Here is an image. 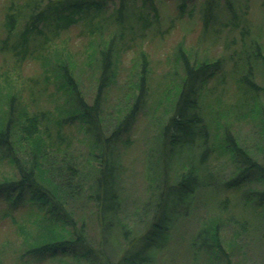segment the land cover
<instances>
[{"label":"trees","instance_id":"obj_1","mask_svg":"<svg viewBox=\"0 0 264 264\" xmlns=\"http://www.w3.org/2000/svg\"><path fill=\"white\" fill-rule=\"evenodd\" d=\"M114 1L10 0L7 5L3 24L8 34L16 22L20 24L17 42L21 49H14V55L33 52L43 66L45 83L63 95L55 114L42 108L28 112L21 93L12 89L4 75L3 85L8 87L0 85V166L5 167L0 169V202L7 205L0 215L9 217L22 236V244L16 247L22 261L51 258L60 264H149L154 251L167 244L174 221L196 199L199 189L229 190L252 180L264 182V34L241 25L246 21L247 4L202 0L199 7L204 35L211 33L214 39L222 26L238 30L239 51L209 56L206 47L198 56L180 41L174 63L181 74L175 69L168 82L159 79V94L153 98L149 60L140 51L109 112L103 103L109 87L116 83L126 44L122 17L126 0H119L110 14L113 23L122 26L120 30L104 34L101 28L99 36L88 42L86 77L93 83L92 92L86 80L75 74V60L69 56L62 60L59 53L52 60L48 48L71 14L99 12ZM183 5L182 0L179 7ZM130 15L140 27L150 23L141 12L131 10ZM226 74L236 82L234 95L225 96L224 87L210 84L213 79L223 81ZM257 74L263 83L256 80ZM140 114L148 117L153 128L146 154L148 198L134 207L132 213L139 215L130 224L121 144ZM242 120L252 128V148L236 138ZM63 124H78L85 134V161L63 151L61 144L69 143L61 131ZM219 147L226 153L227 168L216 177L209 161ZM248 191L244 198L251 201L254 195L255 202L264 206V186ZM24 205L30 207L28 216L16 222L11 209ZM220 223V218L205 220L191 241L208 255L210 264L229 260L219 237ZM114 241L118 250L111 254Z\"/></svg>","mask_w":264,"mask_h":264},{"label":"rangeland","instance_id":"obj_2","mask_svg":"<svg viewBox=\"0 0 264 264\" xmlns=\"http://www.w3.org/2000/svg\"><path fill=\"white\" fill-rule=\"evenodd\" d=\"M182 0H126L125 8L122 9L124 17L123 28L126 30L123 49L118 61L116 83L109 87L107 99L104 101V108L111 112L116 98L123 91V83L130 76V67L134 57H138L140 51L147 54L150 70V89L152 98L159 94L160 85L158 80L167 81L169 75L179 65L175 62V49L180 41L184 45L196 51L198 56L204 54L206 47L209 56L229 54L233 50L239 51L240 42L238 30H227L221 27L216 38H211V33L204 35L203 25L200 17V4L202 0H183L182 8L179 4ZM10 0H0V85H3V75L12 83V89L21 93V102L28 104V112L36 109H48L53 114L56 107L62 102L63 95L51 83H45L43 79V66L38 58L27 52L25 55H14L15 50L21 49L17 42V34L20 32V24L16 22L10 34L5 22V13ZM119 0L109 3L107 8L95 13H74L70 15L67 25L59 28L53 38V44L48 48L50 59L60 56L62 60L70 57L75 60V74L86 80L87 90L93 89V83H89L87 75L89 66L86 65L89 56L87 48L90 39L99 36V29L103 33L107 31L118 32L121 25L113 23L112 15ZM246 11V21H241L251 32L262 31L264 34V0H240ZM235 4H237L235 2ZM131 10L141 14L149 20V24L140 27L134 18H128ZM18 18V16H17ZM125 18H127L125 20ZM129 24L133 29H129ZM109 32V33H110ZM231 38L236 41L232 43ZM264 44V36H263ZM10 47H13L11 50ZM32 46H30L31 48ZM15 49V50H14ZM60 55H59V54ZM236 57V54L234 55ZM177 67V68H176ZM229 64L226 65V68ZM256 80L263 83L261 75H256ZM6 83V82H5ZM46 84V88L44 86ZM211 85L224 87L225 96L234 95L236 92L235 80L229 74L225 75L223 81L213 79ZM1 87V88H2ZM0 88V89H1ZM11 88V87H9ZM35 100L38 105H35ZM52 114V115H53ZM147 116L140 114L133 122L130 131L123 136L121 144V160L124 165L123 186L126 194V206L129 210V222L134 224L138 215L132 213L134 207H139L148 198L146 186V154L151 145L149 136L153 128L148 123ZM61 131L66 135L69 143L63 142L61 147L66 155L72 154L76 160H83L87 157V142L85 134L78 127V124H63ZM71 141H70V139ZM241 143L252 148L254 135L248 121L242 120L238 126L237 137ZM216 142L217 139H214ZM61 154V153H60ZM226 153L216 149L209 161V168L216 177L226 171ZM84 163V162H83ZM1 171L5 169L0 166ZM0 171V174L2 172ZM264 186L262 181H249L238 188L229 190H211V186H205L198 190L196 199L187 207L181 209V215L174 221L169 234L167 244L156 251L149 264H210L208 255L199 249L196 244L191 245L201 223L210 219H221L219 237L223 247L229 252V260H223L220 264H264V206L257 204L254 199H246L244 196L249 192L248 188L261 189ZM7 207L4 201L0 202V209ZM16 222H22L30 207L24 205L19 210L11 209ZM140 209V213H141ZM2 212H0L1 214ZM25 216V217H24ZM144 215L141 213L140 215ZM237 220V221H236ZM92 224V225H91ZM91 225V237L96 235L93 223ZM22 236L18 234L15 223L7 216L0 215V258L2 264H60L56 259L20 260L17 256L16 247L20 244ZM113 240V239H112ZM117 242L114 241L109 250L111 254L118 250ZM114 255H112V258ZM69 261L71 259H68ZM80 264H84L81 261Z\"/></svg>","mask_w":264,"mask_h":264}]
</instances>
